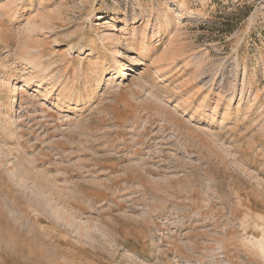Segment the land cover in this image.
Here are the masks:
<instances>
[{
  "label": "rangeland",
  "instance_id": "374dc122",
  "mask_svg": "<svg viewBox=\"0 0 264 264\" xmlns=\"http://www.w3.org/2000/svg\"><path fill=\"white\" fill-rule=\"evenodd\" d=\"M0 264H264V0H0Z\"/></svg>",
  "mask_w": 264,
  "mask_h": 264
}]
</instances>
